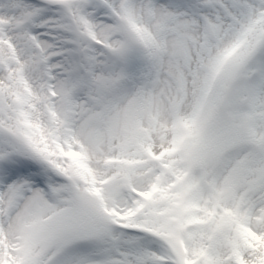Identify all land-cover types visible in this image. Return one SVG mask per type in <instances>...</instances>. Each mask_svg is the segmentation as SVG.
Returning a JSON list of instances; mask_svg holds the SVG:
<instances>
[{"label":"snow or ice","instance_id":"snow-or-ice-1","mask_svg":"<svg viewBox=\"0 0 264 264\" xmlns=\"http://www.w3.org/2000/svg\"><path fill=\"white\" fill-rule=\"evenodd\" d=\"M0 264H264V0H0Z\"/></svg>","mask_w":264,"mask_h":264}]
</instances>
